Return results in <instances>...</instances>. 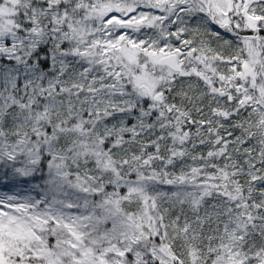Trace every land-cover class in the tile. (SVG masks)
Listing matches in <instances>:
<instances>
[{
    "label": "snow or ice",
    "instance_id": "6c2138e0",
    "mask_svg": "<svg viewBox=\"0 0 264 264\" xmlns=\"http://www.w3.org/2000/svg\"><path fill=\"white\" fill-rule=\"evenodd\" d=\"M0 264H264V0H0Z\"/></svg>",
    "mask_w": 264,
    "mask_h": 264
}]
</instances>
